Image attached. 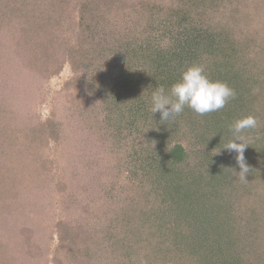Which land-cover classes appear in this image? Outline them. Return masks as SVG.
Segmentation results:
<instances>
[{
    "label": "trees",
    "instance_id": "obj_1",
    "mask_svg": "<svg viewBox=\"0 0 264 264\" xmlns=\"http://www.w3.org/2000/svg\"><path fill=\"white\" fill-rule=\"evenodd\" d=\"M193 63L235 98L161 123ZM0 264H264V0H0Z\"/></svg>",
    "mask_w": 264,
    "mask_h": 264
},
{
    "label": "clouds",
    "instance_id": "obj_2",
    "mask_svg": "<svg viewBox=\"0 0 264 264\" xmlns=\"http://www.w3.org/2000/svg\"><path fill=\"white\" fill-rule=\"evenodd\" d=\"M235 96V89L228 83L210 78L204 64L193 63L181 73L180 79L169 89L166 90L163 85H156L151 93L150 111L152 114L159 112L160 122L165 123L175 120L185 107L200 116L218 112ZM257 126V118L253 115L236 120L229 129L233 134V139L224 147L228 151L236 153V163L240 168L237 173L238 178L244 182H247L246 176L249 173L244 151L249 145L245 143L243 133L245 130L255 129ZM236 141H240V143Z\"/></svg>",
    "mask_w": 264,
    "mask_h": 264
},
{
    "label": "rangeland",
    "instance_id": "obj_3",
    "mask_svg": "<svg viewBox=\"0 0 264 264\" xmlns=\"http://www.w3.org/2000/svg\"><path fill=\"white\" fill-rule=\"evenodd\" d=\"M247 10H250L249 8ZM73 75L72 73V70L69 66H66L59 75L55 76L54 78H52L51 80L49 81H43L42 82V86H41V89L42 90H45V91H48V93L51 95L50 97H53V94H55L57 91H60L61 89H63L64 87V84L65 82L71 78ZM65 92V91H64ZM68 105V106H67ZM71 104H68L67 102V98L64 96V95H61L60 96V101H59V104H58V110H63L65 109V107L67 106V108H69ZM51 106H52V103H51V100L49 98H40V103H39V106L37 108V112H36V116L39 114L40 116L43 117V119L47 118V116L50 114L51 112ZM32 112V111H31ZM33 113V112H32ZM38 113V114H37ZM34 114V113H33ZM72 141H73V138H71V143L69 144H72ZM205 141H207V138L205 139ZM79 144V143H78ZM129 145V144H128ZM85 148V144L83 143V149ZM188 148V147H187ZM73 150V149H72ZM83 154H84V151H83ZM114 160V163H115V160L116 158L113 159ZM128 166V165H127ZM131 167V165H130ZM130 170H133V168ZM68 172V171H67ZM69 173V172H68ZM130 171H128V169L126 170H123L122 173H120V175L123 177L122 178V181L124 182H127L128 184H131L129 182H131L127 177L126 175H128L129 177V174ZM95 177V176H94ZM106 179V178H105ZM104 179V180H105ZM129 180V182H128ZM94 181V180H93ZM117 186H119V184H117ZM116 192V191H115Z\"/></svg>",
    "mask_w": 264,
    "mask_h": 264
}]
</instances>
